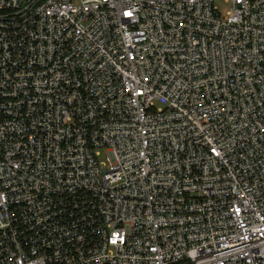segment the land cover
Wrapping results in <instances>:
<instances>
[{"label":"built area","instance_id":"obj_1","mask_svg":"<svg viewBox=\"0 0 264 264\" xmlns=\"http://www.w3.org/2000/svg\"><path fill=\"white\" fill-rule=\"evenodd\" d=\"M0 264H264V0H0Z\"/></svg>","mask_w":264,"mask_h":264},{"label":"rangeland","instance_id":"obj_2","mask_svg":"<svg viewBox=\"0 0 264 264\" xmlns=\"http://www.w3.org/2000/svg\"><path fill=\"white\" fill-rule=\"evenodd\" d=\"M218 8H219V11L220 12H223L224 10L228 9V5L219 4L218 5Z\"/></svg>","mask_w":264,"mask_h":264},{"label":"snow or ice","instance_id":"obj_3","mask_svg":"<svg viewBox=\"0 0 264 264\" xmlns=\"http://www.w3.org/2000/svg\"><path fill=\"white\" fill-rule=\"evenodd\" d=\"M115 242V241H114Z\"/></svg>","mask_w":264,"mask_h":264}]
</instances>
